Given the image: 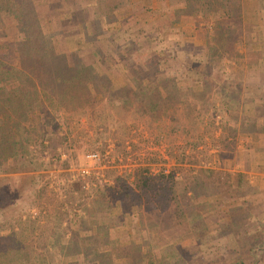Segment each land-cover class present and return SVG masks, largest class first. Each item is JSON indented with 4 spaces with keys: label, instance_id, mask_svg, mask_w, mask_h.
Here are the masks:
<instances>
[{
    "label": "rangeland",
    "instance_id": "1",
    "mask_svg": "<svg viewBox=\"0 0 264 264\" xmlns=\"http://www.w3.org/2000/svg\"><path fill=\"white\" fill-rule=\"evenodd\" d=\"M32 1L44 17L49 51L52 53L55 45L57 50L81 58L90 65L93 80L97 77V81L95 87L90 86L92 101L85 107L86 113L69 116L59 111L52 120L55 134L51 140L44 139L47 146L30 147V167H38L34 179L22 178V173L0 172L2 249L12 235L17 250L32 257V263L39 259L36 264H122L117 260L122 247L132 250L131 257L142 251L148 254V262L152 258L163 264L242 261L223 256L224 245L209 239L216 231L212 225L182 235V225L187 221L185 207L192 198L179 191L177 185L185 186L186 192L200 191L199 197L207 198L216 188L214 183L223 180L232 183L239 203L250 195V181L242 166L238 162L229 164L228 158L242 133L237 130L238 124L255 125L234 108L245 95L246 83L240 80L239 85L233 80L254 68V64L248 69L242 66L246 26L249 21L254 28L261 24L259 17L246 18L245 6L249 3L242 0L243 42L238 47L242 54L238 58L221 51L223 39H212L202 17L177 14L180 0ZM117 13L122 15L117 17ZM134 14L139 23L130 27L127 23ZM51 15L56 16L49 24ZM183 16L199 19L196 24L205 31L202 52L188 51L177 42L167 44L163 29H179ZM17 33L12 22L1 23L0 45L3 36ZM8 58V48L0 46V59ZM151 58L158 61L159 71L165 70L167 76L155 75L154 71L148 75ZM97 73L107 79V91L102 86L106 82ZM158 77L159 81L154 82ZM139 85H147L149 93L138 94ZM230 86L240 87L241 93L233 95L237 90ZM125 99L128 101L123 105ZM237 107L240 109V103ZM91 153H97L100 159H88ZM139 167L148 168L147 198L154 202L152 207L162 210L159 217L148 202H143L141 208L133 205L122 214L119 191L131 189L138 193L133 180ZM82 168L96 172V177L73 178ZM174 210L182 215L181 221L176 215L170 216ZM148 219L158 225H145ZM90 220L104 227L108 223L105 239L96 243L97 254L88 250L86 241V221ZM124 224V230L117 228ZM170 230L175 233L174 241L169 239ZM197 235L205 237L203 242ZM258 240L260 236L255 242ZM210 242L212 253L202 254L200 245L205 247ZM250 243L247 240L240 245L248 247Z\"/></svg>",
    "mask_w": 264,
    "mask_h": 264
},
{
    "label": "trees",
    "instance_id": "2",
    "mask_svg": "<svg viewBox=\"0 0 264 264\" xmlns=\"http://www.w3.org/2000/svg\"><path fill=\"white\" fill-rule=\"evenodd\" d=\"M180 2L182 5L175 9L177 14L189 13L202 17L210 30L212 39L214 41L223 39V41L220 40L221 51L230 57H241L238 47L243 42L241 37L244 23L242 0H180ZM56 8L60 7H52L51 10ZM55 16L48 17L49 24ZM42 20L44 21V17L36 11L32 0H0V24L12 22L18 31L17 35L3 36L4 42L0 45L9 50L8 60L0 59V172L22 173V178L29 180L35 178L33 172L38 168L30 167L33 164V161L28 159L30 147L47 146L44 139L51 140L52 135L55 134L52 120L59 111L68 113L69 116L76 112L86 113L85 107L92 101L90 86L95 87V81H97V77L95 81L93 80L95 74L89 70L90 65L81 58L75 57L72 53L57 50L55 45L53 52L49 51ZM150 62L152 64L149 62L148 64H151L149 67L152 70L148 72V75L153 71L155 75H166L165 70L159 71L158 61L155 62L151 58ZM97 75L101 81L108 83L106 78L101 79L100 73ZM159 79V77L155 78L154 82ZM101 85L99 84L97 88L99 89ZM102 86L104 91L108 90V84ZM143 87L141 85L137 87L138 94L149 93L146 91L149 89L148 86ZM230 87L237 90L233 95L241 93L240 87ZM127 101L123 100V105ZM252 127L248 125L249 129ZM180 150L183 154V149ZM63 165L67 166V162H63ZM147 171V167H139L134 172L133 181L138 190L137 194L131 189L119 191L123 207L122 214L133 205L141 208L143 202H148L151 205V211L160 216L162 210L159 211L158 206L152 207L154 202L151 198L150 201L147 198L149 187ZM144 198L145 201H143ZM167 199L171 198L168 196ZM173 215H176L175 218L182 217L180 213L176 214V210L170 214L171 217ZM107 226L108 223L104 227L92 220L86 221L85 234L86 241L89 242L86 244L90 246L89 251L97 254L100 240H104L107 235ZM262 234L264 236V231ZM26 238L27 235L24 236V239ZM261 238L262 240L252 243L250 248L252 251L264 250V238ZM7 242L5 249H2L0 244V264H36V260H39L35 259L32 263L30 262L32 257L17 250L15 236L11 235ZM81 242L85 250L86 245L83 240ZM130 251L132 250L129 247L120 248L118 251L120 257L117 260L123 262L122 264H152L151 262L163 264L153 261L152 258L148 262V254L142 251L138 256H134L138 251L133 253L131 257ZM40 260L43 261V258ZM229 264H243V262L237 260Z\"/></svg>",
    "mask_w": 264,
    "mask_h": 264
},
{
    "label": "crops",
    "instance_id": "3",
    "mask_svg": "<svg viewBox=\"0 0 264 264\" xmlns=\"http://www.w3.org/2000/svg\"><path fill=\"white\" fill-rule=\"evenodd\" d=\"M244 1L246 5L249 3L245 6L246 18L253 20L255 17H259L262 25L259 24L254 28L249 21L246 26L244 47L242 48L244 53L242 66L244 65L248 69L250 64H254V68L249 69L248 73L244 72L240 77L238 75L233 80L237 82H234L235 84H238L240 80L246 83L243 84L245 95L236 103L233 100L230 101L235 103L234 108L237 112H242L245 117L248 116L253 121L255 128L253 126L249 129L245 123L238 124L237 130H241L242 133L238 135L237 141L233 144V150L228 153V158L229 164L238 162L242 166V171L250 181V185H248L250 195H247L245 202L239 203L232 191V183L223 180L214 183L216 188L207 198H200V191L186 192L185 186L180 183L177 185V189L183 190L185 196L192 198V203L185 207L187 221L182 225L184 226L182 227L183 236L185 232L193 233V231H198L204 226L210 227L212 225L216 231L209 239L224 245L223 256L228 260L242 258L243 264H264V250L252 251L250 249L251 243H254L258 236H260V240H262L261 237L264 238L262 234L264 231V0ZM120 15L122 14H116L117 17ZM198 20V18L183 16L180 31L179 29H163L167 44L177 42L181 46L183 45L184 49L192 50L194 53L205 50V31L200 24L197 25ZM193 21L195 24H192ZM137 23L139 22L134 14V18L127 24L131 27L136 26ZM149 25L153 26L152 24ZM245 91L250 95H247ZM238 103H240V109L237 107ZM219 173L222 174L223 171H219ZM149 224L154 225V227L158 225L148 219L145 221V225L148 226ZM126 225L117 228L124 230ZM168 232L170 241H174L176 237L173 234L175 233L172 230ZM197 236L201 242H203V238L205 239L200 235ZM247 240L251 242V245L248 247L240 245V242ZM211 246V242L205 247L200 245L202 254L206 252L211 254L212 252H209Z\"/></svg>",
    "mask_w": 264,
    "mask_h": 264
},
{
    "label": "built area",
    "instance_id": "4",
    "mask_svg": "<svg viewBox=\"0 0 264 264\" xmlns=\"http://www.w3.org/2000/svg\"><path fill=\"white\" fill-rule=\"evenodd\" d=\"M87 157H88V159H92V160L100 159V157H99V155L97 153H91ZM94 174H96V172H92V171H90L87 168H82V169H79L75 173V175H73V178L76 177V176H77V178H79V180H84V179H86L88 177H94L95 178L96 176H94Z\"/></svg>",
    "mask_w": 264,
    "mask_h": 264
}]
</instances>
